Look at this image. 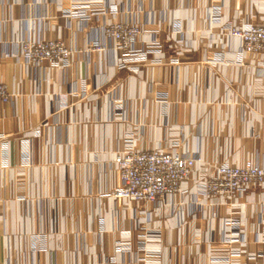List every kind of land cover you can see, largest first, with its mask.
<instances>
[{"label": "crops", "instance_id": "0c3cea01", "mask_svg": "<svg viewBox=\"0 0 264 264\" xmlns=\"http://www.w3.org/2000/svg\"><path fill=\"white\" fill-rule=\"evenodd\" d=\"M72 1L0 0V81L14 94L0 104V264H213L201 239L212 232L222 239L230 207L195 203L196 189L150 209L114 208L104 193L118 183L113 159L127 136L140 147L177 142L207 163L264 161V65L206 44L212 7L225 20H259L264 0H118L122 13L140 17L147 39L155 32L166 44L164 62L118 69L112 49L79 51L67 69L46 63L33 75L19 54L29 31L80 47L106 42L103 18L80 33L76 22L66 26ZM114 78L122 109L109 94ZM236 211L263 250L256 230L264 188L240 198ZM127 238L132 251L118 246Z\"/></svg>", "mask_w": 264, "mask_h": 264}, {"label": "built area", "instance_id": "2783aa9c", "mask_svg": "<svg viewBox=\"0 0 264 264\" xmlns=\"http://www.w3.org/2000/svg\"><path fill=\"white\" fill-rule=\"evenodd\" d=\"M119 4L118 0H73L71 7L63 11L66 26L71 28L76 22L77 33L83 31L89 23L103 18L101 27L105 43L90 40L85 47H80L69 44L62 36L39 37L31 31L22 35L19 39V54L24 58L28 69L33 75L45 69L46 63L67 69L79 51L106 49L117 53L118 69L129 68L138 71L135 62H145L147 65L155 63L156 60L164 62L166 44L154 38L155 32L147 39L140 17L131 10L122 13L118 8ZM208 34L210 40L206 44L213 50H216V46L222 49H217L219 55L229 52L244 60L252 55L264 65V18L254 20L239 16L225 20L220 12L212 7ZM178 44H181V40L170 43L168 48H176ZM196 47L199 45L196 44ZM179 60V56L171 58L172 62L178 63ZM112 84L109 94L113 97V102L122 109V83L114 78ZM80 95L82 98L86 97L85 93ZM13 100L14 94L10 92L7 83L0 81V104ZM40 134L41 128L38 127L34 130V135ZM113 163L118 171V183L104 193L112 207L118 208L135 202L136 209H150L151 205H156L165 198H188L196 189L195 194L201 199L200 205L207 204L213 209H231V212L224 215L223 241H216L213 232L209 235L211 251L222 252V247L231 246L229 251L232 264H246L240 261L239 255L251 251L248 253L251 256L248 260L254 264V245L246 237L247 223L234 214L237 212L240 198L257 188H264V161L247 159L241 164L216 162L207 165L201 152L184 150L177 142L169 146L160 143L151 147H140L133 143L131 136H127L123 147L114 154ZM179 221H183L180 213ZM151 232L154 240L160 239L158 229ZM256 234L257 242L264 245L262 217L258 222ZM143 235L147 236L146 233ZM236 243H239V247L235 246ZM118 246L121 250H133L131 238L120 240Z\"/></svg>", "mask_w": 264, "mask_h": 264}, {"label": "rangeland", "instance_id": "374dc122", "mask_svg": "<svg viewBox=\"0 0 264 264\" xmlns=\"http://www.w3.org/2000/svg\"><path fill=\"white\" fill-rule=\"evenodd\" d=\"M217 49H219L217 46H216V51H218ZM219 50H222V49H219ZM222 52H224V51H222ZM210 163H212V164H216V162H210ZM222 163V162H221ZM206 164H209V163H207L206 162ZM195 196H198V197H192V199L195 201V203H197L198 202V204H200L201 203V199L199 198V195H197V194H195ZM179 198V197H178ZM163 200H166V198L165 199H163ZM198 200H200V201H198ZM197 201V202H196ZM161 201H159V202H157V203H160ZM156 203V204H157ZM178 203H181V201H179ZM177 202H173V205H172V211H175V210H178V205H176V204H178ZM175 204V205H174ZM207 205V204H206ZM209 206V205H208ZM211 207V206H210ZM176 213V212H175ZM223 234V233H222ZM224 236V235H223ZM207 238H209V235H208V233L207 234H205V237L204 238H202L201 239V241L203 242V241H205ZM216 241H218V242H222L223 241V237H222V239L221 240H217L216 239ZM206 242H209L208 240H206ZM229 243H226V245H228ZM237 245H235L236 247H239V243H236ZM230 245H232V244H230ZM210 248V247H209ZM230 248H231V246H227V247H222V250H224V251H222V252H220L218 249V251L219 252H216V253H213L212 251H211V248H210V251H209V253H208V257L210 258V260H212V263L213 264H232L233 262H232V260H230V258L232 257V255L230 254ZM253 251L255 252L254 253V257H255V259L253 260V262H254V264H264V248H263V250H261V249H256L255 247H254V249H253ZM251 251H248L247 253H243V254H241V255H239V259H240V261L241 262H244V263H246V264H251L250 263V261L248 260V259H250L251 258V256L250 255H248V253H250ZM263 254V255H262ZM262 255V256H261ZM239 261V262H240ZM246 261V262H245ZM235 262V261H234Z\"/></svg>", "mask_w": 264, "mask_h": 264}]
</instances>
